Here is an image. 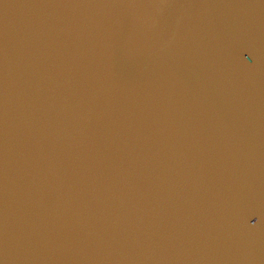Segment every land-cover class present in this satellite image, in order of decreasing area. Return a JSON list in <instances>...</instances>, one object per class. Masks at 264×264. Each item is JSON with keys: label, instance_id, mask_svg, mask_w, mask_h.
Returning a JSON list of instances; mask_svg holds the SVG:
<instances>
[{"label": "water", "instance_id": "water-1", "mask_svg": "<svg viewBox=\"0 0 264 264\" xmlns=\"http://www.w3.org/2000/svg\"><path fill=\"white\" fill-rule=\"evenodd\" d=\"M0 264H264V0H0Z\"/></svg>", "mask_w": 264, "mask_h": 264}]
</instances>
